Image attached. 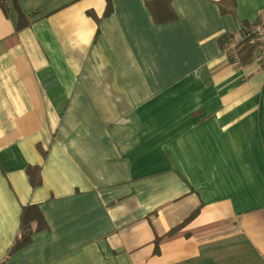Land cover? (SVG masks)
<instances>
[{
  "label": "crops",
  "instance_id": "1",
  "mask_svg": "<svg viewBox=\"0 0 264 264\" xmlns=\"http://www.w3.org/2000/svg\"><path fill=\"white\" fill-rule=\"evenodd\" d=\"M17 1L19 32L0 9V264H264V63L220 44L264 0H169L162 23L154 0ZM27 205L45 227L10 252Z\"/></svg>",
  "mask_w": 264,
  "mask_h": 264
},
{
  "label": "trees",
  "instance_id": "2",
  "mask_svg": "<svg viewBox=\"0 0 264 264\" xmlns=\"http://www.w3.org/2000/svg\"><path fill=\"white\" fill-rule=\"evenodd\" d=\"M9 2L11 3L16 16V28L15 31L19 32L20 30L29 26V18L23 13L20 5L17 0H0V9L4 12V14H8L10 9ZM147 6L153 16V19L156 23L167 22L170 20L171 14L173 11L170 7L169 0H154L147 2ZM218 6L220 8V12L222 14H231L235 15V1L234 0H221L218 2ZM111 11V2L110 0H106V9L104 12V16L108 15ZM241 30H252L253 25H248L247 23L242 22ZM243 36V35H242ZM227 38H232V36H223L220 38L221 47L227 40ZM256 44L255 38L253 34L249 36H243L241 40H238V57H239V65L242 67L245 65V62L248 61L251 57H255ZM43 153V152H42ZM40 167L32 166L26 169V174L28 176L29 182L33 188L40 186L41 184V175H40ZM196 215L194 212L188 219L183 221L180 225L169 230L163 237L154 240L156 246V252L158 251V246L165 241L172 240L178 236H183L188 238L191 236V233L188 231H183V229L191 222L193 217ZM45 227L43 222L42 215L36 205H27L23 207L21 216H20V224H19V237L16 238L10 252L19 250L30 242L31 236L34 232L41 230Z\"/></svg>",
  "mask_w": 264,
  "mask_h": 264
},
{
  "label": "built area",
  "instance_id": "3",
  "mask_svg": "<svg viewBox=\"0 0 264 264\" xmlns=\"http://www.w3.org/2000/svg\"><path fill=\"white\" fill-rule=\"evenodd\" d=\"M242 35L249 36L254 35L256 44V55L264 63V13H262L256 23L253 25L252 30H241ZM222 51L227 55L231 62L239 65L238 57V40L227 38L222 46ZM240 66V65H239Z\"/></svg>",
  "mask_w": 264,
  "mask_h": 264
},
{
  "label": "rangeland",
  "instance_id": "4",
  "mask_svg": "<svg viewBox=\"0 0 264 264\" xmlns=\"http://www.w3.org/2000/svg\"><path fill=\"white\" fill-rule=\"evenodd\" d=\"M254 25V24H253Z\"/></svg>",
  "mask_w": 264,
  "mask_h": 264
}]
</instances>
